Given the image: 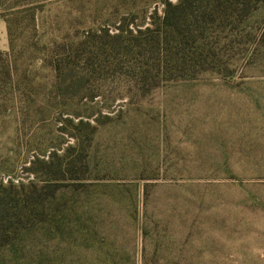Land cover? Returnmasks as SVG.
Returning a JSON list of instances; mask_svg holds the SVG:
<instances>
[{
    "label": "rangeland",
    "instance_id": "374dc122",
    "mask_svg": "<svg viewBox=\"0 0 264 264\" xmlns=\"http://www.w3.org/2000/svg\"><path fill=\"white\" fill-rule=\"evenodd\" d=\"M192 1L181 23L173 21L167 28L166 4L179 0L16 1L15 11L22 13L12 31V66L24 72L26 83L22 93L13 92L14 77L8 91L0 93V183L34 181L41 189L54 172L46 176L42 164L31 162L71 144L74 130L69 124L61 128L62 119L80 114L96 117L100 125L82 178L85 187L78 192L64 189L44 202L46 222L53 225L39 252L57 256V208L62 222L65 216L69 221L94 219L100 230L111 231L117 219L112 185L130 186L135 197H141V184L127 180L131 165L224 158L225 151L237 172L218 179L230 183L225 191L234 207L223 212L234 219L226 231L212 223L203 225L204 233L195 241L220 245V255L264 257V217L241 211L238 204L241 186L264 193V0ZM165 31L168 42L160 37ZM115 35L120 37L114 40ZM85 37L95 52L94 68L108 88L98 91L94 101L67 98L64 105L52 86L57 49L75 48ZM164 44L179 55L165 58L155 52ZM127 50L131 54L126 55ZM9 51L10 39L8 51L0 52ZM167 59L168 66L184 61L181 66L187 71L198 66L190 77L175 71L162 74L141 91L126 89L118 77L129 72L136 79L138 68L164 65ZM69 62L78 60L72 57ZM117 64L121 69L114 68ZM53 164L55 171L57 159ZM126 235H117L119 241ZM105 237L101 234L100 244ZM139 244L137 240L134 246L137 254ZM70 253L92 260L105 251L90 246Z\"/></svg>",
    "mask_w": 264,
    "mask_h": 264
},
{
    "label": "trees",
    "instance_id": "16d2710c",
    "mask_svg": "<svg viewBox=\"0 0 264 264\" xmlns=\"http://www.w3.org/2000/svg\"><path fill=\"white\" fill-rule=\"evenodd\" d=\"M16 1L1 0L0 16L7 25L10 51L0 52V93L8 91L14 77L17 89L13 92L22 93L21 88L26 83L24 72L14 71L12 66V31L15 19L22 13L15 11ZM192 6V0H179L176 5L168 2L163 24L166 28L173 21L180 24L179 21L183 20ZM119 37L120 35H115L112 39ZM160 37L168 42V31ZM87 39L85 37L77 47H70V50L63 49L61 52L57 49V64L52 69V86L57 91V96L64 100V105L67 98L94 101L100 96L98 91H106L108 88L107 81L94 68L95 52L89 47ZM155 52L163 53L165 58L168 54L179 55L172 48L165 47V44L162 49H155ZM125 54H131V50L125 51ZM72 57H76L78 62L70 63ZM169 63L171 61L167 59L164 65L159 62L155 67H140L136 79L130 78L129 72L119 74L118 77H123L127 83L126 89L127 86H134L141 91L162 74H172L175 71L190 77L191 71H196L198 66L193 65L187 71L186 67L181 66L184 61L168 66ZM120 66L122 65L117 64L114 68L119 70ZM182 82L188 83L185 78ZM61 124V128L65 124L73 128L71 144L51 153L47 159L36 158L31 162V165L42 164L47 170L43 173L46 176L54 172L53 177L44 182L45 186L39 189L34 181L28 184L12 180L0 183V264H264V257L233 258L220 255V245L217 247L211 241H195V238L204 233L203 225L212 223L218 225L221 231H226L229 229L228 222L234 219L231 214L223 212L234 207L233 198L225 191L230 183L218 179L233 177L237 172L236 162L228 158L225 151L224 158L131 165L126 171L129 177L127 180L141 184V197L137 199L134 190L129 189L130 186L112 185L116 191L115 210L112 213L117 217L110 224L113 231L100 230L99 223L94 219L91 223L89 219L83 222L81 217L69 221L65 216L62 222L58 213L60 209L57 208V225L54 226L57 229V256L39 252L38 249L45 246L44 239L51 235L53 225L46 222L44 202L64 189L72 188L74 192H78L85 187L82 178L88 171L92 143L100 127L96 117L80 114L69 115L62 119ZM54 159H57L55 171L52 167ZM27 171L32 175L36 174L32 169ZM89 185L86 186L87 189ZM238 189L240 210L260 213L264 217V193L243 186ZM215 211L219 213H214ZM213 214L216 217H212ZM99 222L103 226L102 221ZM101 234L106 236L103 244H100ZM126 234L131 238L128 239ZM117 235H126V240L119 241ZM137 240H140L139 254L134 247ZM90 246H98L105 254L92 260L82 255L71 256V250ZM199 250L201 253H198Z\"/></svg>",
    "mask_w": 264,
    "mask_h": 264
},
{
    "label": "crops",
    "instance_id": "0c3cea01",
    "mask_svg": "<svg viewBox=\"0 0 264 264\" xmlns=\"http://www.w3.org/2000/svg\"><path fill=\"white\" fill-rule=\"evenodd\" d=\"M9 34L5 21L0 16V51H8Z\"/></svg>",
    "mask_w": 264,
    "mask_h": 264
}]
</instances>
